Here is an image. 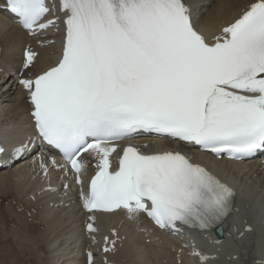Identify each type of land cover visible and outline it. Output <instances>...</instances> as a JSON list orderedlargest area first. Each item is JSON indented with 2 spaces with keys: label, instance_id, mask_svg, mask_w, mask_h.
Segmentation results:
<instances>
[{
  "label": "snow or ice",
  "instance_id": "obj_1",
  "mask_svg": "<svg viewBox=\"0 0 264 264\" xmlns=\"http://www.w3.org/2000/svg\"><path fill=\"white\" fill-rule=\"evenodd\" d=\"M5 7L32 36L63 26L55 63L18 83L28 93L36 136L63 156L64 172L70 168L79 185V202L92 214L88 233L97 231L95 213L118 209L173 232L211 231L226 221L236 192L184 148L234 161L264 152V0H250L211 40L197 0H6ZM23 56V68L31 69L37 53ZM143 133L181 147L120 148L119 141ZM27 150L21 141L12 155ZM84 153L96 161L87 184ZM69 187L63 184L64 194ZM111 243L104 252L114 250ZM192 255L201 264L209 259Z\"/></svg>",
  "mask_w": 264,
  "mask_h": 264
},
{
  "label": "bare ground",
  "instance_id": "obj_2",
  "mask_svg": "<svg viewBox=\"0 0 264 264\" xmlns=\"http://www.w3.org/2000/svg\"><path fill=\"white\" fill-rule=\"evenodd\" d=\"M249 2L197 0L201 30L207 36L214 35L237 18ZM28 44L39 53L34 66L36 74L53 65L56 48H37L33 40L0 11V69H3L0 70V140L6 147L13 148L21 141L25 142L32 133L26 94L20 91L13 78L20 72L23 50ZM184 151L193 154L229 182L238 198L235 215L225 225L223 245L215 248L208 240L194 235L189 239L199 249L218 255L212 264H261L264 261V172L258 163H217L187 148ZM3 169L0 171V242L6 244V250L0 264H84L85 242L78 236L77 224L81 218L74 198H62L59 196L61 192H43L42 180L34 178L27 164L22 165L20 161L4 164ZM51 186L56 187L57 184ZM30 198H35V201ZM17 204L23 205L21 207L29 214L35 212L31 222L22 216H27V213L20 214L21 211L17 214L13 209ZM115 218L118 223L124 219L121 215L105 217L103 224ZM139 223V230L145 229L147 235H139L132 224H125L120 230H125L123 235L128 240L118 253L110 257V263L176 264L173 249L177 247V252L182 244L163 233L153 235L144 221L140 219ZM5 224L8 225L6 230ZM11 224L16 231L12 230L13 227L9 229ZM244 224L251 226L252 232L243 233ZM1 225L5 226L2 228ZM241 233L243 238L237 239ZM148 239L149 243L146 242ZM182 262L194 264L185 256Z\"/></svg>",
  "mask_w": 264,
  "mask_h": 264
},
{
  "label": "rangeland",
  "instance_id": "obj_3",
  "mask_svg": "<svg viewBox=\"0 0 264 264\" xmlns=\"http://www.w3.org/2000/svg\"><path fill=\"white\" fill-rule=\"evenodd\" d=\"M0 203H1V201H0ZM14 206L17 207V208L13 207V209H15V210L17 211L18 214H19L21 211H22L23 213L21 212L20 214H26V213H27V212L23 209V207H22V210L19 209V207H21V206H23V205H18V204H17V205H14ZM18 206H19V207H18ZM23 210H24V211H23ZM27 214H28V215H27L28 217H27L26 215H22V216L26 217V219L28 218L27 220H29V221L31 222V221L33 220V219H32V218H33V214H32L30 217H29V213H27ZM5 225H7V224H5ZM5 225H4V226H5ZM13 225H14V224H11V225H10L11 227H9V229L13 227L12 230L16 231ZM4 226H3V227H4ZM1 227H2V225H1ZM3 227H2V228H3ZM6 229H8V225L6 226V228H4V230H6ZM0 244H1V245H0V251H1V252H0V262H1V261L4 259V257H5V250H6V246H5V245H6V244H5L4 242H0ZM2 247H3V248H2Z\"/></svg>",
  "mask_w": 264,
  "mask_h": 264
}]
</instances>
